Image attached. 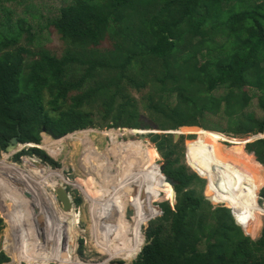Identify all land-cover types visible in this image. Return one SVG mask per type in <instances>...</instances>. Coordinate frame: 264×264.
Wrapping results in <instances>:
<instances>
[{
	"label": "trees",
	"instance_id": "16d2710c",
	"mask_svg": "<svg viewBox=\"0 0 264 264\" xmlns=\"http://www.w3.org/2000/svg\"><path fill=\"white\" fill-rule=\"evenodd\" d=\"M21 12L13 16L10 9H0V150L15 135L20 143L38 145L43 128L64 135L88 126L174 130L195 125L209 138L218 132H264V0H23ZM47 27L69 45L61 54L40 45ZM104 40L108 45L101 46ZM129 87L146 89L141 94L145 118ZM87 107L96 109L98 121ZM150 139L163 166L155 161L147 171V158L156 157L153 147L123 143L120 149L132 153L122 162L121 176L111 177L116 187L107 194L112 205L102 204L103 210L92 213L100 236L124 229L121 219L116 228L107 219L121 199L117 180L138 176L140 181L150 175L158 179L149 182L165 188L154 190L145 204L152 213L144 217L143 245L131 264H264V222L260 235L251 238L235 222L230 208L213 206L207 199L231 202L240 185H246L239 195L247 197L242 227L250 231L251 213L264 212L253 201L261 182L256 170L247 175L222 162L216 146L199 151L195 139L188 142L193 172L180 161L182 148L172 133H153ZM50 145L46 140L43 148L55 152ZM116 145L120 144L113 140L112 149ZM240 148L237 144L233 149ZM245 150L264 168V137L246 142ZM47 152L24 146L14 160L35 155L58 166ZM103 168L101 161L97 169ZM202 170L209 171L208 180L201 178ZM12 173L5 176L15 177ZM51 175L55 174L48 170L41 178L45 181ZM167 176L173 181L175 202L155 206L152 202L160 192L172 196ZM0 179L4 185L7 178ZM202 181L207 184L199 190ZM101 186L106 185L95 184L93 199ZM27 190L31 198L35 196ZM4 195L17 199L12 189ZM258 202H264V184ZM151 216L158 218L156 223ZM3 225L0 216V231ZM7 240L5 247L11 243L9 250L16 258L17 251ZM54 247L60 253L56 242ZM8 260L0 250V263Z\"/></svg>",
	"mask_w": 264,
	"mask_h": 264
},
{
	"label": "rangeland",
	"instance_id": "374dc122",
	"mask_svg": "<svg viewBox=\"0 0 264 264\" xmlns=\"http://www.w3.org/2000/svg\"><path fill=\"white\" fill-rule=\"evenodd\" d=\"M22 8L23 0H0V9H10L14 13L13 16L22 15ZM45 29L46 30L43 32V38L39 40L40 45H43L56 54H61L67 47H69L66 42L59 39L52 27H47ZM46 32L48 33L46 34ZM106 45H108V41L104 40L101 43V46ZM29 47L33 48L35 46L29 45ZM128 90L131 96L136 99V105L141 112V116L145 118V110L142 109L145 99L141 97V94H144L146 89L142 88L140 90H136L129 87ZM87 109L93 110V116L95 120L98 121L99 115L97 114L96 109H94V107H87ZM199 129L202 128L195 125H183L174 130H160L156 127L133 129L127 127L105 128L99 126H88L68 132L64 134L60 140L50 137L46 132H41V140L38 145H24L37 146L47 152V149L43 147L45 141L49 140L51 144L50 146L56 147L55 152H47L53 160L59 163V165L55 167L41 161L35 155H21L18 160H14V154L22 148V144L18 145L16 148L17 150L13 153L0 150V176L1 178L2 176L7 178L4 185L0 184V216L4 220L3 228L0 231V250H2L9 257L8 261L0 264H115V261L117 260H122L123 262L121 264H131L143 245L142 230L145 225L144 217L152 213L150 209L146 208L150 211L145 216L141 215V211L139 209L140 197L137 194L140 186L138 176L131 180H117L116 182L121 188V199L115 201L116 207L110 209V214L107 215V219L112 226H114V228H116L115 223L117 219L122 220L124 223V229L119 233V235L116 237H114V233L109 235L107 230L106 235L100 236L99 233H101V231L98 227L93 226L92 217L96 211L104 209L102 204L112 205L111 202L109 203L107 195L109 194V189L113 190V188H116L115 185H113L115 180L111 177L116 175V177L119 178L121 176L120 174L123 170L122 162L125 159V156L128 157L132 153L130 150L126 151L120 149L123 147V143L127 141H136L140 142L141 147L143 148L153 147L156 152V157L153 160L148 157L146 163L152 164L153 162L158 161L163 166V158L157 150L155 142L150 139V134L153 133L165 134L175 131L178 132V135L176 137L173 136V139L179 140V144L182 148L180 161L184 163L190 171L195 172L194 168L196 167L192 161H190L191 153L188 151V142L195 139H199V151L202 148L206 152L213 146H216V155H218L222 162L236 168L239 171H242L247 175H253L252 171L256 170L261 182H259L256 191H254L253 201L256 205L264 209V202H258V190L264 184V168H261L260 166L258 167V165L255 164L256 159L254 155L245 150L246 143H244L245 140L248 139L264 137V132L255 135H232L227 133H218L212 135L210 134L211 138H209L205 134L201 133ZM139 134H144V138L140 137ZM110 137H113V140H116L120 145H116V147L112 149L113 140H111ZM237 144H240L241 148L239 150L233 149ZM250 154L252 157L248 158L247 156ZM35 161L39 162L38 165L34 163ZM101 161H103L104 168L98 170V164ZM250 163L252 165H250ZM151 164L149 165L147 171L149 170ZM130 165L134 166L136 164L132 163ZM32 169L36 172H31L30 170ZM48 170H50L51 173L53 172L55 175H51L43 181L44 179L41 177L46 175ZM8 171H12V174H15L18 177L5 176V173ZM23 173L28 175L25 176ZM208 174L209 171L202 170L201 178L208 180ZM110 179L113 181L111 182ZM1 181L2 180L0 179V182ZM56 183L64 185L71 196L73 206L69 214H65V212H63L61 203L58 201L53 192V186ZM96 183L98 185L106 186L99 187L97 190V194L99 196L97 198L94 197L93 199L91 192L92 190L94 191ZM206 184L207 183L202 181L197 184V188L201 190V188H203ZM240 186H242V184ZM245 187L247 186L244 185L237 191L238 196L234 203L230 201L222 203L212 200H210V202L213 206L224 205L230 208L234 220L236 219L235 222L242 228L243 233L249 235L251 238H257L263 227L264 212L255 210L251 213L250 231L245 230L242 227L244 222L242 210L247 197L239 194L245 189ZM29 188L32 189V195H35L33 198H38L37 200H40V209L43 208V213H40L38 217L41 221L39 222L36 218L32 219V224H34L32 225V231L41 230L44 233H42L43 244H41V242H38L39 240L36 236L34 237L35 231H33L32 241H38L37 245L32 243V241L29 242L30 251L28 253L31 254L33 252V248L36 249L37 247L40 248L45 246V243L47 242L46 236L49 234H52L53 236L55 234V232L53 233V230H57V219L60 217L61 213H63L62 215L65 216L61 221L62 228L66 244L68 243L70 246L72 255L69 252L64 253L63 255H61L62 253L56 254L53 244L54 256L46 263L41 262L40 258H36L35 261H27L26 256L28 255H26L27 252L23 253L22 251L23 246L20 237L23 236L22 233L24 232L23 230H25L24 224L30 223V217L27 213L28 208L30 209L35 206V200L29 196L28 192H26V190L31 191ZM134 188H137V190L135 191ZM164 188L165 186L162 183L148 182L147 184V191L150 194H153V191L156 189ZM11 189L17 194V199L13 200L10 196L5 197L4 193L7 190L10 191ZM203 194L205 196L210 194L209 190H206V187ZM20 198L22 200H20ZM77 198L79 200L78 203L76 202ZM151 198L152 197L149 199ZM159 202H166L172 206L175 202V193L173 192L172 196L169 197L163 192H160L157 199L153 200L152 204L156 206V203ZM129 204H131V209H127ZM19 214L22 215V218H19ZM122 214L125 220L123 219ZM157 219L158 218L156 216L150 217V221L153 224L157 222ZM50 235L48 237L49 239L47 245L50 242ZM121 238L123 240L122 243L119 245L113 244L117 243V241ZM6 239L13 243L12 248L17 251L16 258L12 254L13 251L9 250L11 243L5 247ZM96 241L105 242L106 244H101L100 246L96 243ZM124 242L127 245H125ZM133 247L135 248V253L132 256ZM79 248L81 249V254L79 253Z\"/></svg>",
	"mask_w": 264,
	"mask_h": 264
},
{
	"label": "bare ground",
	"instance_id": "6f19581e",
	"mask_svg": "<svg viewBox=\"0 0 264 264\" xmlns=\"http://www.w3.org/2000/svg\"><path fill=\"white\" fill-rule=\"evenodd\" d=\"M152 179H155V180H157L158 178L157 177H153V176H150V175H148V176H146L145 178H143L142 180H140L139 182H140V186H139V189H138V192H137V194H138V196L140 197V206H139V209H140V211H141V215L142 216H145L150 210H148V209H146L145 208V204L147 203V201H148V199L152 196V194H150L148 191H147V184H148V182L150 181V180H152ZM242 186H240V188H241ZM239 188V189H240ZM144 192H146V194H148L147 195V197H148V199L146 200L143 196V193ZM237 196H238V193H237V195H236V197L231 201V202H235L236 201V198H237ZM32 199H34L33 197H32ZM38 199V198H37ZM37 199H34L35 201H34V205L35 206H33V208H28V216L30 217V223H26V224H24L25 226V230H23L24 232L22 233V237H21V241H22V246H23V248H22V251H23V253H25V252H27L26 253V255H28V256H26V259H27V261H35L36 260V258L38 259V258H40L41 259V262H44V263H46L50 258H52L53 256H54V254H53V244L55 245V238H54V235L52 236V234L50 235V242L48 243V245H47V242H48V237H49V235L48 236H46L47 238V242L45 243V246H42V245H40V246H42V247H40V248H36V249H34L33 248V252L30 254V253H28L29 251H30V249H29V242H31L32 241V236H33V231H35V230H33L32 231V225H34V224H32V219H34V218H36V220L38 219V217H39V214L40 213H43V208H41L40 209V205H39V201L40 200H37ZM20 200H22V199H20ZM25 204V203H24ZM14 209V208H13ZM17 209V208H16ZM137 209V208H136ZM14 211V210H13ZM63 213H61V215H60V217L57 219V230H56V248L58 249V251L60 252V253H62L61 255H63L64 253H67V252H71L72 250H71V248H70V246L68 245V243L66 244V241H65V235H64V231H63V228H62V218L65 216V215H62ZM71 216V215H70ZM19 218H22V215L21 214H19ZM20 220V219H19ZM28 222V221H27ZM23 227V226H22ZM27 227V228H26ZM23 229V228H22ZM36 229V228H35ZM48 233V232H47ZM113 232L112 231H109L108 232V234L109 235H111ZM119 233H120V231H115L114 232V237H116L117 235H119ZM45 235V234H44ZM36 235H34V237H35ZM93 237V236H92ZM119 237V236H118ZM37 238V237H36ZM96 238V237H95ZM38 241V240H37ZM37 241L35 240V241H32V243H35V245H37ZM39 242V241H38ZM123 242V240H122V238L121 239H119V241H117V243H113V244H115V245H119L120 243H122ZM96 243L98 244V245H100L101 246V244H106L105 242H97L96 241ZM34 245V244H33ZM49 245H50V248H49ZM96 245V244H95ZM114 247V246H113ZM117 248V247H116ZM119 248V247H118Z\"/></svg>",
	"mask_w": 264,
	"mask_h": 264
},
{
	"label": "water",
	"instance_id": "95a60500",
	"mask_svg": "<svg viewBox=\"0 0 264 264\" xmlns=\"http://www.w3.org/2000/svg\"><path fill=\"white\" fill-rule=\"evenodd\" d=\"M133 129H137V128H133ZM138 129H140V128H138ZM201 130H205V129H201ZM208 131H210V130H208ZM42 132H46L47 134H49L50 137H52L54 139H59V138H61L63 136V135L54 134L50 129L45 131L44 128H43ZM218 133H221V132H218ZM172 134H173L174 137H176L178 135V132L175 131V132H172ZM139 135H140V137L144 138V134H139ZM251 140H253V138L245 140L244 143H246L248 141H251ZM29 144H33V143H20L19 140H18L17 135H15V136H12V137L9 138L8 143L6 144V146L4 148V151L5 152H9V153H13L14 151L17 150L16 148H17L18 145H21V147H23L24 145H29ZM37 163H39V162H37ZM168 182L171 185L172 191L174 192V190H173V181L169 177H168ZM53 192H54L56 198L58 199V201L61 203V207H62L63 212H65V214H69V212L72 209L73 205H72L71 196L68 193V191L66 190L65 186L60 184V183H56L53 186ZM143 195H144L143 197L147 200L148 199V197H147L148 194H146V192H144ZM207 199L211 200L208 197H207ZM38 221L40 222L41 219H38ZM42 233H44V232H42L41 230H38V231L36 230L35 231V235H36L37 239L39 240V242H41V244H43V241H42L43 234Z\"/></svg>",
	"mask_w": 264,
	"mask_h": 264
},
{
	"label": "crops",
	"instance_id": "0c3cea01",
	"mask_svg": "<svg viewBox=\"0 0 264 264\" xmlns=\"http://www.w3.org/2000/svg\"><path fill=\"white\" fill-rule=\"evenodd\" d=\"M153 195V194H152ZM4 221V220H3Z\"/></svg>",
	"mask_w": 264,
	"mask_h": 264
}]
</instances>
